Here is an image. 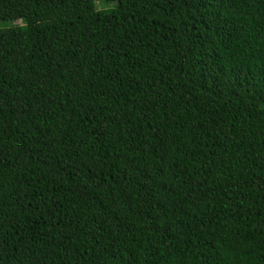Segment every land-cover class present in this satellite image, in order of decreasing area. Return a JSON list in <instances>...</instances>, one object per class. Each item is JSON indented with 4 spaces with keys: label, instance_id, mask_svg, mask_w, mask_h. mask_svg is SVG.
Returning <instances> with one entry per match:
<instances>
[{
    "label": "trees",
    "instance_id": "16d2710c",
    "mask_svg": "<svg viewBox=\"0 0 264 264\" xmlns=\"http://www.w3.org/2000/svg\"><path fill=\"white\" fill-rule=\"evenodd\" d=\"M0 264H264V0H0Z\"/></svg>",
    "mask_w": 264,
    "mask_h": 264
},
{
    "label": "rangeland",
    "instance_id": "374dc122",
    "mask_svg": "<svg viewBox=\"0 0 264 264\" xmlns=\"http://www.w3.org/2000/svg\"><path fill=\"white\" fill-rule=\"evenodd\" d=\"M114 5V2L112 3H106V5L105 6H109V7H112Z\"/></svg>",
    "mask_w": 264,
    "mask_h": 264
}]
</instances>
